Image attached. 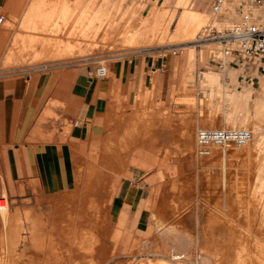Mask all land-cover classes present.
Listing matches in <instances>:
<instances>
[{"label": "rangeland", "instance_id": "374dc122", "mask_svg": "<svg viewBox=\"0 0 264 264\" xmlns=\"http://www.w3.org/2000/svg\"><path fill=\"white\" fill-rule=\"evenodd\" d=\"M192 1L165 0L157 7L147 0H133L130 3L126 0L22 1L24 7L21 9L26 10L28 15L35 19L38 28L15 32L14 41L7 43L9 48L5 66L56 60L51 58L52 55L45 57V54L40 58L39 54L45 49L54 48L57 51H59L57 48L63 49L58 47L59 44L77 45L76 42L80 41L82 47L90 48L89 51L92 52L91 56L87 57L89 61L99 63L107 60L108 67L112 59L127 56V53L134 55L148 52L156 56L172 54L160 53L157 50L160 46L177 43V46L184 48L173 55L189 56L192 61L189 59V68L184 76L188 79L181 82L173 96L172 104L165 108L159 106L158 102L151 103L153 104L151 113L158 107L171 114L170 117L155 118L153 124L155 143L124 145L122 142L124 136L117 135L116 139L120 143L115 144L113 150H106L107 153L95 159H86L85 168L80 170L83 171V175L78 176L77 188L54 197V201H49L42 210L39 209V216L47 225L38 229L35 235L51 234L54 242L51 241L50 246L43 248L35 247L30 243L29 237L26 245L20 243L19 250L24 251L14 256L6 254V240L4 243L0 242L2 256L0 264H221L226 261L229 262L227 264H232L236 257L233 254L244 251L248 256L242 254L241 259L244 261L246 258L245 261L250 262L248 264H254V259L263 256L264 177L262 174L258 176V169L264 170V127L262 123L258 125L257 116L261 113L260 107L264 105V67L262 64H253L238 52L226 53L224 46L219 42L194 48L192 40L204 26L232 25L242 21L237 17L239 15L215 14L211 9L215 0H210L208 10L202 11L195 9ZM235 1L231 0L232 3ZM150 5L153 9L148 8ZM258 9L260 12L264 11V7ZM130 10L133 15H126ZM160 13L164 17L165 14L168 15L165 23H161L162 26L171 17L167 31L163 35L159 34L160 31L156 27L153 33L155 26H152L153 34L150 33L156 34V37H150L152 36L150 33L145 37L144 34V37H141L143 40L137 39L138 45L135 43L133 45V36L139 32L138 28L151 21L153 15ZM202 13L203 19L200 22H193L195 29L190 34L185 36L174 32L175 18L177 20V17L184 15L196 18ZM124 14L130 23L126 18L124 23ZM147 24L149 27L150 24ZM4 28H7L6 35L12 33L9 30L12 25L8 22ZM109 31L112 35L107 39ZM43 36L54 38L47 39ZM58 37L59 39H56ZM63 37L73 43L62 39ZM139 46L140 48L145 46L146 49H138ZM190 46L192 49H189ZM13 50L20 51V55L15 57L18 61L15 64L7 63L8 57L13 58L11 56ZM211 59L215 61L212 62ZM222 59L228 62L224 66L220 64ZM211 74L215 75L216 83L210 85L207 78ZM130 108L133 109L131 106ZM182 112L188 114L187 121L191 124V133L180 134L176 140L169 143L157 139L159 130V127L155 126L157 120L178 119L177 115ZM199 127L248 128L254 135L251 142L253 145L250 144L256 154L247 160L243 154L232 152H240L242 150L240 147L229 149L232 154L225 148L210 147L209 155H200L197 144ZM141 130L146 129L139 126L138 119L133 120L131 131L134 133L131 139H146L143 135L145 133L142 134L144 137H141ZM257 143L260 145L256 151L254 145ZM135 147L147 149L148 153L153 155V158L141 159L146 164L140 167L147 172L157 173L153 182L164 184V190L158 192L159 200L154 206L149 207L150 222L145 229H139L130 223L112 222L109 211L110 180L113 176L120 177V172L130 161L125 157L128 151H133ZM258 190L260 192L256 195ZM2 200L9 202L10 198L3 197ZM30 207L27 204L21 208L32 209ZM117 208L118 205L114 201L112 210L115 212ZM67 210L68 228L63 236L61 231L66 227ZM10 246L15 247L12 244ZM40 251L44 254L42 255ZM224 252L227 256L223 254ZM261 259L264 260V256Z\"/></svg>", "mask_w": 264, "mask_h": 264}, {"label": "crops", "instance_id": "0c3cea01", "mask_svg": "<svg viewBox=\"0 0 264 264\" xmlns=\"http://www.w3.org/2000/svg\"><path fill=\"white\" fill-rule=\"evenodd\" d=\"M22 1L0 0V17H4L0 22V198H10L9 209L0 215V242L6 240L8 256L24 251L19 247L22 243L26 245L29 237L35 247L43 248L54 242L51 234L35 235L47 225L39 216V209L57 196L75 190L79 174L83 175L80 170L85 168L84 161L113 150L120 143L117 135L124 136V145L155 143V118L171 114L158 107L151 113V103L158 102L165 108L172 104L181 82L188 79L184 76L189 59L192 61L184 55L127 53L111 60L108 74L103 78L94 75L99 63L84 58L5 66L7 43L14 41L15 32L38 28L35 19L21 9ZM147 1L157 7L165 0ZM209 2L193 0L192 4L202 11L208 10ZM152 5L148 8L153 9ZM128 12L133 15L131 10ZM6 22L12 25L9 35L5 34ZM16 55L20 51L13 50V58L8 57L7 63L15 64ZM177 118L157 120V139L169 143L180 134L191 133L188 114L179 113ZM136 119L146 129L141 130V137L146 139H131L132 121ZM148 152L138 147L128 151L125 158L130 160L129 164L119 178L113 176L110 180L112 222L130 223L139 229H145L150 222L149 207L159 200L158 192L164 190V184L153 182L157 173L140 167L146 164L141 159L153 158ZM114 201L118 205L115 212ZM27 204L32 209L21 208ZM68 213L67 210L63 236L67 233Z\"/></svg>", "mask_w": 264, "mask_h": 264}, {"label": "built area", "instance_id": "2783aa9c", "mask_svg": "<svg viewBox=\"0 0 264 264\" xmlns=\"http://www.w3.org/2000/svg\"><path fill=\"white\" fill-rule=\"evenodd\" d=\"M226 0H215L211 6L215 14L221 15L225 9ZM264 7V0H238L235 9L241 17L246 15L242 23L232 25H208L198 31L192 40L196 47H201L209 43L219 42L225 48L226 53L238 52L243 57L251 60L253 64H262L264 67V20L261 15L255 16L258 8ZM243 13V14H242ZM4 17H0V22ZM177 44L160 46L157 51L160 53L178 54L182 50ZM165 51V52H164ZM107 60L99 62L94 71L96 77L103 78L108 74ZM214 62V59H211ZM222 66L228 62L220 60ZM163 69V68H162ZM264 70V68H263ZM264 74V71H263ZM78 123V122H76ZM253 139V132L248 128H205L199 127L197 130L198 151L201 155H207L211 145L223 148L229 146L243 147ZM3 199L0 198V201ZM0 204V210L3 209Z\"/></svg>", "mask_w": 264, "mask_h": 264}, {"label": "bare ground", "instance_id": "6f19581e", "mask_svg": "<svg viewBox=\"0 0 264 264\" xmlns=\"http://www.w3.org/2000/svg\"><path fill=\"white\" fill-rule=\"evenodd\" d=\"M227 2H226V5H225V9H224V11H223V13H221V14H226V15H233V16H237L238 15V13L236 12V9H235V4H236V1L235 0H233V1H235V2H231V0H226ZM166 10V9H165ZM262 11V10H261ZM129 12H127V15H129L128 14ZM132 13V12H131ZM165 13V12H164ZM185 13H187V12H185ZM169 14V13H168ZM180 14H182V13H180ZM179 14V15H180ZM255 16H258V15H261V16H263L264 15V11L263 12H260L259 10H257L255 13ZM167 14H165V17H164V15H162L161 13L160 14H156V15H153V17L151 18V21H148L147 23H149L150 25H149V27H148V24L146 23V24H144L143 25V27H140V28H138L139 29V32L138 33H136V35L135 36H133L134 38H133V40H132V42H133V45H134V43L135 44H137L138 45V40L137 39H141V41L143 40V38H141V37H144V34H145V37H148V36H146L147 34H149L150 32H151V30H153L154 28L152 27V26H155V29H154V32L153 33H155V30H156V27H157V29L160 31V33L159 34H161L162 33V35L167 31V28H168V26H169V24H170V22H171V17L168 19V22H166V24L165 25H163L162 26V24L163 23H165V18H167V16H166ZM124 16H125V14H124ZM203 16H204V14L202 13L201 15H199L198 17H196V18H192V17H189V16H187V15H184V16H182V17H177L178 19L176 20V18H175V22H174V26H175V28H174V32L175 31H177V33L178 34H183V35H188V34H190V32H192V30L193 29H195V26H194V24H193V22L195 23V22H200L202 19H203ZM164 17V18H163ZM237 17H239V19L242 21V22H244L245 21V17H246V15H243L242 17L239 15V16H237ZM125 18L127 19L128 17L127 16H125L124 17V23L126 22L125 21ZM236 18V17H235ZM164 19V21H162ZM264 19V18H263ZM122 21V22H123ZM129 20L127 19V22H128ZM150 22H152V24L150 23ZM163 22V23H162ZM128 23H130V22H128ZM162 23V24H161ZM127 24V23H126ZM160 24H161V26H160ZM125 25V24H124ZM124 25H123V27H124ZM157 25V26H156ZM126 26V25H125ZM159 26H160V28H159ZM197 26V25H196ZM199 26V25H198ZM106 27H107V25H106ZM112 27V26H111ZM122 28V27H121ZM153 28V29H152ZM172 28V27H171ZM104 29V28H103ZM125 30H127V29H125ZM124 30V31H125ZM157 30V31H158ZM136 31V30H135ZM156 31V33H158ZM151 32V33H152ZM171 32V31H170ZM86 33V32H85ZM99 33V32H98ZM150 33V34H151ZM152 33V34H153ZM173 33V32H172ZM125 34H127V32L125 33ZM151 34V35H152ZM96 35V34H95ZM99 35V34H98ZM105 35H107V33L105 34ZM112 34L110 33V31H109V33H108V38L107 39H109L110 38V36H111ZM156 35V34H155ZM155 35H152V36H150V37H153V36H155ZM106 36V37H107ZM127 36H128V34H127ZM105 37V36H104ZM103 37V38H104ZM105 37V38H106ZM130 37V36H129ZM156 37V36H155ZM96 39V38H95ZM158 40V39H157ZM167 41V40H166ZM182 41V40H181ZM140 42V41H139ZM77 43V42H76ZM128 43V42H127ZM184 43H186V42H184ZM81 44V42L79 43H77V45H71V44H65V45H62L61 47H63V49H59V48H57V47H55V48H57L59 51H57L56 49H45V51H42V50H40V51H42L41 52V54H39V51H38V53L37 54H39L40 55V58L43 56L42 54H45V57H47L46 55H52V57L51 58H56V60H58V58H60V59H72V58H84V59H87V57L88 56H91L90 54H92V52L91 51H89V49H87V48H85V46H81L80 45ZM95 44V43H94ZM178 44V43H177ZM209 44H214V43H209ZM87 45V44H86ZM93 45V44H92ZM131 45V44H130ZM168 45H170V44H168ZM194 45V44H193ZM206 45H208V44H206ZM90 46V45H89ZM164 46V45H163ZM60 47V48H61ZM135 47V46H134ZM141 46H139L138 47V49H146V47L144 46V48H140ZM143 47V46H142ZM147 47H148V45H147ZM154 47V46H153ZM188 47V46H187ZM148 48H150V47H148ZM194 48H196V46L194 45ZM37 49H39V48H37ZM133 49V48H132ZM137 49V50H138ZM189 49H192V46H190L189 47ZM200 49V48H199ZM35 51H36V49H34ZM131 51V50H130ZM135 51V50H134ZM37 52V51H36ZM89 52H91V53H89ZM165 52V51H164ZM131 53V52H130ZM33 54V53H32ZM56 54H58V55H56ZM83 54V55H82ZM190 54H191V52H190ZM42 55V56H41ZM56 55V56H55ZM29 57V56H28ZM37 57H38V55H37ZM45 57H44V59H45ZM64 57H66V58H64ZM68 57V58H67ZM28 59V58H27ZM37 59V58H36ZM39 59V58H38ZM43 59V60H44ZM59 59V60H60ZM32 60H34V58L32 59ZM53 60H55V59H53ZM59 60H58V62H59ZM40 61V60H39ZM42 61V60H41ZM71 61V60H70ZM72 61H74V60H72ZM37 62V61H36ZM53 62V61H52ZM57 62V61H56ZM61 62H64V60L63 61H61ZM30 63H33V62H30ZM48 63V62H47ZM55 63V62H54ZM22 64V63H21ZM48 65V64H47ZM51 65V64H50ZM207 79H209V83H210V85L211 84H213L216 80H215V76H213V75H211V76H209V78H207ZM208 83V82H207ZM216 83V82H215ZM209 85V86H210ZM207 86V85H206ZM260 111H261V113H260V115H258L257 116V119H258V125H259V123H260V125H261V123H262V126L264 127V105H262L261 107H260ZM255 118V117H254ZM244 120V119H243ZM251 123V122H250ZM254 124V123H253ZM253 138H254V135H253ZM252 140L253 139H251L249 142H248V144H250L251 142H252ZM258 141V140H257ZM245 145V146H243V147H240V148H242V150H240V152H237V151H232L233 153H241V154H243V157H245L247 160H250L251 158H253L255 155H254V153L255 152H253V150H252V146H251V144L253 145V143H251L250 144V146L249 145ZM263 144V143H262ZM259 143H257V144H255L254 145V148H255V150H256V148L258 147L259 148ZM210 147H217V148H223V147H220V146H216V145H211ZM209 147V148H210ZM233 147H235V148H239V147H236V146H229V147H226L225 149L227 150H229V149H231V148H233ZM215 151V150H214ZM257 151V150H256ZM261 152V151H260ZM229 153H231L230 152V150H229ZM232 154V153H231ZM256 154V153H255ZM258 154V153H257ZM201 155V154H200ZM207 155H209V153L207 152ZM204 156V155H203ZM252 161V160H251ZM250 162V161H249ZM242 164V163H241ZM249 166V165H248ZM247 166V167H248ZM245 171L247 172V170L245 169ZM253 171H255V170H253ZM243 173V172H242ZM241 173V174H242ZM258 176H260V174H262V176L264 177V170L263 169H261V168H259L258 169ZM240 174V175H241ZM251 174H252V171H251ZM240 175H238V176H240ZM255 175H256V173H255ZM230 176V175H229ZM236 176V175H235ZM234 176V177H235ZM237 176V177H238ZM242 177H243V175H241ZM246 176H247V173H246ZM231 177V176H230ZM233 177V176H232ZM233 177V178H234ZM255 177V176H254ZM240 178V177H239ZM243 178H245V177H243ZM259 178V180L258 181H260V177H258ZM257 178V179H258ZM227 179V178H226ZM229 179V178H228ZM263 178H261V183H262V181L264 180H262ZM238 180H241V179H238ZM249 180V179H248ZM253 180H254V178H253ZM253 180H252V182H253ZM229 181H230V179H229ZM231 181L233 182V179L231 178ZM236 181V180H235ZM246 182V181H245ZM249 182H251V181H249ZM230 184H231V182H229ZM243 183V182H242ZM261 183H260V185H261ZM248 185V184H247ZM254 185V184H253ZM259 185V184H258ZM264 185V184H263ZM249 186V185H248ZM242 187V186H241ZM247 187V186H246ZM256 187H257V185H256ZM255 187V188H256ZM260 187L261 186H259V188L258 189H260ZM251 188H252V185H251ZM242 189V188H241ZM247 189V191H248V187L246 188ZM254 191V190H253ZM242 192V191H241ZM259 190H258V192L256 193V191H255V193H256V195H258L259 194ZM262 193L264 194V192L262 191ZM245 193H243V195H244ZM250 194V193H249ZM254 194V193H253ZM261 194V193H260ZM246 195V194H245ZM247 196V195H246ZM260 197V196H259ZM247 198V197H246ZM249 198H251V197H249ZM248 201V200H247ZM250 201V200H249ZM254 201H256V200H254ZM3 202H6L5 204H1V203H3ZM250 202H252V201H250ZM0 204L1 205H3L4 207H3V209H1L0 210V215H2V213H4V212H6L8 209H9V204H8V202L6 201V200H1L0 201ZM253 204V203H252ZM248 207V206H247ZM228 211V210H227ZM226 211V212H227ZM229 212H230V210H229ZM228 212V214H230ZM232 212V211H231ZM227 214V213H226ZM231 215V214H230ZM233 230V229H232ZM230 231V230H229ZM229 233V232H228ZM234 233V232H233ZM216 236V235H215ZM221 236V235H220ZM231 236V235H230ZM2 237H0V239H1ZM33 239V238H32ZM228 239H229V237H228ZM1 241V240H0ZM2 243V242H1ZM219 243V242H218ZM33 244H37V242H33ZM256 245V244H255ZM259 245V244H258ZM220 246H222V245H220ZM218 247V246H217ZM223 249L225 248V245H223V247H222ZM226 248H227V246H226ZM231 248H233V247H231ZM240 248V247H239ZM255 248H256V246H255ZM261 248H262V245H261ZM228 249H229V247H228ZM226 251V250H225ZM235 251V250H234ZM256 251V250H255ZM232 252V251H231ZM244 252H246V251H244ZM238 253V252H236V254L234 253H232L233 255H235L236 257H235V260H233L231 263L233 264H248V263H250V262H246L245 260H246V258H245V262L241 259V255L242 254H245V257L246 256H248V253ZM254 252V251H253ZM259 252H260V250H259ZM263 252V251H262ZM254 253H256V252H254ZM253 253V254H254ZM221 254V253H220ZM224 255H226V253L224 252L223 253ZM239 254V255H238ZM256 254H258V253H256ZM261 255V252H260V254H259V256ZM1 256V255H0ZM218 256V255H217ZM220 256V255H219ZM227 256V255H226ZM226 256H224V257H226ZM241 256V257H240ZM253 256V255H252ZM255 256V255H254ZM258 256V257H259ZM263 256H264V254H263ZM263 256H261V258H263ZM2 257V256H1ZM223 257V258H224ZM6 258V257H5ZM221 258V257H220ZM243 258H244V256H243ZM248 258V257H247ZM260 258V257H259ZM259 258H256V259H254V264H264V260H262L261 258L259 259ZM229 259V258H228ZM234 259V258H233ZM249 259V258H248ZM221 261L223 260L222 258L220 259ZM209 261H211V260H209ZM226 261V260H225ZM243 261V262H242ZM1 262V261H0ZM224 263H229L228 261H226V262H223V263H221V264H224Z\"/></svg>", "mask_w": 264, "mask_h": 264}]
</instances>
